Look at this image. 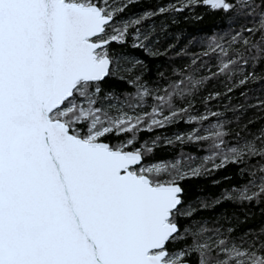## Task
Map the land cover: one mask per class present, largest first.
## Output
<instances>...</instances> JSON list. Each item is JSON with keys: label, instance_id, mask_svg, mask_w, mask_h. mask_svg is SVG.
Segmentation results:
<instances>
[{"label": "snow or ice", "instance_id": "6c2138e0", "mask_svg": "<svg viewBox=\"0 0 264 264\" xmlns=\"http://www.w3.org/2000/svg\"><path fill=\"white\" fill-rule=\"evenodd\" d=\"M138 2L0 0V264H264V226L209 227L181 186L234 166L247 179L216 203H264V129L230 140L209 107L264 79V0H170L120 19ZM193 5L246 22L152 82L143 60L113 49L166 55L142 25ZM108 79L130 90H105ZM213 79L225 91L201 97ZM179 124L166 143L204 155L152 160L159 138L137 146L140 132Z\"/></svg>", "mask_w": 264, "mask_h": 264}, {"label": "trees", "instance_id": "16d2710c", "mask_svg": "<svg viewBox=\"0 0 264 264\" xmlns=\"http://www.w3.org/2000/svg\"><path fill=\"white\" fill-rule=\"evenodd\" d=\"M169 3L170 0H139L138 3L130 5L120 19L139 15L145 10L156 9ZM245 22L243 19L234 20L232 14L213 11L203 5H193L182 12L157 15L142 25L144 31L152 33V40L149 43L153 50L164 52V50L170 49L166 55L146 56L143 51L133 49L130 44L113 45L112 47L118 55L123 54L129 61L136 58L143 60L146 66L145 79L152 82L156 80L158 71L168 73L172 68L189 65L194 57L201 56L203 49L213 39H227L233 31L238 30L240 24ZM201 59L209 66L214 64L211 58L201 57ZM213 70L215 69L213 68ZM257 72L264 76V63L257 69ZM204 74H207L206 69ZM104 88L118 94L130 90L119 79L106 80ZM217 91L224 92V84L220 80L213 79L208 82L201 97L209 92ZM241 93H245V95H241ZM229 96H221L209 105L212 110L221 113L218 119L226 122V128L231 133L228 139H235L237 133L241 138H251L252 134L264 129V109L254 107L258 98L264 100V79L259 82H250L244 87L236 89ZM197 108L203 110V104L199 101ZM186 130L187 125L179 124L155 129L152 132L142 131L138 134L139 143L137 146L144 143L151 144L153 140L159 138V143L155 146L150 157L152 160H172L180 152L193 156L204 155L190 144L169 145L166 143V138H171L176 133ZM109 140L118 142L114 137H109ZM245 179L247 178L238 175V170L234 166L211 174H203L197 178L186 179L181 183L184 189L185 207L191 205L197 209L193 219L204 221L209 227H234L235 235H240L249 229H260L264 226V203L240 204L228 200L216 203L225 190L240 185ZM202 203L207 204L208 207H202ZM186 223H188L187 220H181L182 225Z\"/></svg>", "mask_w": 264, "mask_h": 264}]
</instances>
